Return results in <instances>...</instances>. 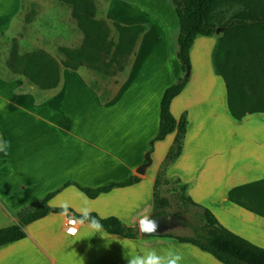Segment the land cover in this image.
I'll return each mask as SVG.
<instances>
[{"label":"crops","instance_id":"1","mask_svg":"<svg viewBox=\"0 0 264 264\" xmlns=\"http://www.w3.org/2000/svg\"><path fill=\"white\" fill-rule=\"evenodd\" d=\"M114 1H107L109 14L130 24L144 22L134 15L149 7L148 0L141 9H128L126 14L114 10ZM157 4L153 0L151 5ZM16 7L17 0H0V31L8 27V16ZM150 31L141 34L125 84ZM218 33L195 38L189 52L188 77L193 72V78L170 103L174 118L185 114L187 129L181 153L167 167L165 177L184 184L191 200L209 210L222 226L264 248V216L241 204L257 203L247 194L250 188L236 190L238 201L229 198L230 190L264 180V113L247 114L240 120L231 116L224 80L213 64ZM180 75L178 66L174 76ZM170 85H161L152 96L137 84L126 89L120 85L103 101L78 70L62 69L60 82L52 89H22L21 80L0 78V143L10 144L7 155L0 152V213L12 225L17 223L18 210L66 181L95 188L135 176L137 182L95 198L68 185L47 203L59 207L67 200L69 213L79 214L77 209L87 197L92 212L117 217L127 226L151 216L155 180L174 134L155 142L150 153L148 146L158 130L163 91ZM122 91L125 119L117 114ZM41 182L44 186L37 188ZM68 220L61 212H50L28 223L23 227L24 238L0 246V264H127L121 243L133 254L155 249L162 255L171 248L182 256L180 264H223L190 243L164 236L168 231L146 237L138 231L136 237L127 238L104 229L95 233L85 223L77 225L78 234L71 236Z\"/></svg>","mask_w":264,"mask_h":264},{"label":"trees","instance_id":"2","mask_svg":"<svg viewBox=\"0 0 264 264\" xmlns=\"http://www.w3.org/2000/svg\"><path fill=\"white\" fill-rule=\"evenodd\" d=\"M71 6V15L83 34V44L77 48L59 47L63 59L58 61L43 49L18 54L12 50L6 65L13 74L24 76L31 84L40 89H52L58 86L62 68L77 70L83 65L104 72L110 67L111 60L124 58L133 52L140 35L147 29L145 24L128 25L113 22L118 33L117 41L110 37V27L104 20L96 18L92 0H60ZM178 19L176 38V57L181 72L190 68L189 52L197 36H212L219 32L213 52L215 71L223 78L226 88L227 106L231 116L240 120L247 114L264 113V0H168ZM224 3H240L245 10L234 13L220 26L213 21L215 10ZM188 76L180 75L163 91L159 106V123L156 135L148 146L152 152L153 143L174 134L166 156L155 180L154 205L151 216L167 215L168 200L159 197L157 186L160 179L167 181V167L180 155L187 129L185 114L179 119L170 112V103L185 87ZM135 176L123 182H109L95 188L83 187L73 181H66L59 188L46 193L29 207L16 212L17 223L0 228V246L25 237L23 227L44 217L50 212H61L60 207L48 205V200L68 185H74L87 197L95 198L100 193L110 191L117 186H127L137 182ZM185 190V185L181 186ZM249 187V198L256 200L254 205L243 204L249 210L264 216V180L253 182L230 190L229 198L238 201L234 193L238 189ZM181 204H190L202 210L204 223L192 226L190 236L164 233L200 250L213 255L223 264H264V248L233 233L222 226L213 214L194 203L185 194L180 196ZM69 211H72L69 208ZM74 213V212H71ZM77 216L79 214L75 213ZM93 216L101 218L92 212ZM179 215L176 213L175 216ZM103 229L109 233L132 238L138 235L134 226H127L117 217L102 219ZM181 223H184L181 220ZM186 223V221H185Z\"/></svg>","mask_w":264,"mask_h":264},{"label":"rangeland","instance_id":"3","mask_svg":"<svg viewBox=\"0 0 264 264\" xmlns=\"http://www.w3.org/2000/svg\"><path fill=\"white\" fill-rule=\"evenodd\" d=\"M92 1L95 5L96 18L108 23L110 37L117 41L118 33L112 23L115 21L123 25L130 23L108 13L106 8L108 0ZM145 1L115 0L114 10H120L126 14L128 9L129 11L141 9L139 6ZM148 1L151 4L153 2V0ZM148 1L146 3L149 4L150 8L142 10V14L134 15L144 21L142 24H145L147 29L151 28V34L149 39L140 47V58L137 62H133L135 66L134 73L130 77L129 83L125 84L127 70L129 68L131 70V63L141 35L133 52L124 58L111 60V65L106 72L103 70L97 71L88 65H83L77 69L81 71L85 80L99 91L103 101L109 99L120 85L126 89L128 86L137 84L144 89V92L148 91L149 95L152 96L158 87L170 85L176 79L174 74L176 68L180 67V62L176 57V37L178 34L176 13L168 0H165V3L163 0H155V3H158L154 5L155 7H152ZM161 4L165 6L164 9ZM243 10H245V6L240 3L221 4L215 10L213 21L216 26H220L234 13ZM8 17L5 25L8 27L0 31V78L7 80L19 79L22 81V89H25L26 86L35 85L31 84L24 76L13 74L9 71L6 61L12 50L22 54L35 49H43L58 61H61L63 56L58 51L59 47L73 49L83 44V34L77 27L76 20L71 15V6L60 0H17L16 9ZM2 20L1 18L0 23L3 22ZM217 36H219V33ZM190 69L191 62L189 71H191ZM186 72H181V75L185 76ZM193 74L192 72L188 80L193 78ZM121 95L117 114L119 119H125L127 111L124 91H122ZM114 105L116 107V104ZM107 108L109 109V107ZM150 142H152V139ZM163 178L162 176L160 185L157 186L158 194L159 197H165L168 200L165 208L167 216L175 217V220L166 226L165 231L177 235L190 236L193 233L192 226L204 223L201 216L202 210L188 203L185 205L181 204L180 196L186 194V191L181 187L183 184L174 177L167 178L166 182H163ZM43 186L44 184L41 182L37 185V188H42ZM176 213H179V215L175 216ZM181 220L184 223H181ZM8 225H11V223L0 213V228Z\"/></svg>","mask_w":264,"mask_h":264},{"label":"clouds","instance_id":"4","mask_svg":"<svg viewBox=\"0 0 264 264\" xmlns=\"http://www.w3.org/2000/svg\"><path fill=\"white\" fill-rule=\"evenodd\" d=\"M3 147H0V152H4L7 155V149L10 146L9 142L4 141L0 143ZM83 196V193H81ZM61 209V215H66L69 217L70 225L67 228V234L71 236H76L79 232V228L77 225L87 224V227L91 229L95 233H101L103 230V224L101 223L102 219L97 218L92 215L93 209L88 207V199L87 197L83 198L82 205L77 212L79 215L77 216L75 213H69V208L71 204L69 201L64 200L58 205ZM137 230L144 235H152L157 232V223L150 216L145 215L141 217L138 225L134 226ZM126 249L124 253V258L127 261V264H180L182 260V256L173 249H168L164 254H158L155 249L148 251H140L135 254L131 253L127 249V245L121 243Z\"/></svg>","mask_w":264,"mask_h":264},{"label":"water","instance_id":"5","mask_svg":"<svg viewBox=\"0 0 264 264\" xmlns=\"http://www.w3.org/2000/svg\"><path fill=\"white\" fill-rule=\"evenodd\" d=\"M188 73H189V69L187 70V72H186L185 75L188 76ZM144 165H146V164H144ZM148 216H150V215H148ZM150 217L156 221L157 226H158L157 227V232L155 234H161V233H163L165 231L166 226H167V225H165V223L167 221L170 222V219H171L170 217H168L165 214L158 215V216H150ZM155 234H152V235H155ZM140 235L142 237L148 236V235H144V234H141V233H140Z\"/></svg>","mask_w":264,"mask_h":264},{"label":"flooded vegetation","instance_id":"6","mask_svg":"<svg viewBox=\"0 0 264 264\" xmlns=\"http://www.w3.org/2000/svg\"><path fill=\"white\" fill-rule=\"evenodd\" d=\"M168 217H170L171 219H170V222H166L165 223V225H170L174 220H175V217H173V216H168Z\"/></svg>","mask_w":264,"mask_h":264},{"label":"built area","instance_id":"7","mask_svg":"<svg viewBox=\"0 0 264 264\" xmlns=\"http://www.w3.org/2000/svg\"><path fill=\"white\" fill-rule=\"evenodd\" d=\"M69 221V220H68ZM69 223H70V221H69Z\"/></svg>","mask_w":264,"mask_h":264}]
</instances>
